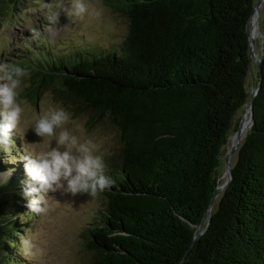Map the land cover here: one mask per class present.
<instances>
[{"label": "trees", "instance_id": "obj_1", "mask_svg": "<svg viewBox=\"0 0 264 264\" xmlns=\"http://www.w3.org/2000/svg\"><path fill=\"white\" fill-rule=\"evenodd\" d=\"M24 1L0 0V20ZM109 1L129 21L120 48L82 43L59 53L44 41L18 60L37 95L58 82L61 100L119 133L105 172L115 183L82 233L88 264H264V48L254 123L195 239L249 98L247 24L257 0ZM20 180L0 181V264H23L19 242L36 213L21 204Z\"/></svg>", "mask_w": 264, "mask_h": 264}, {"label": "rangeland", "instance_id": "obj_2", "mask_svg": "<svg viewBox=\"0 0 264 264\" xmlns=\"http://www.w3.org/2000/svg\"><path fill=\"white\" fill-rule=\"evenodd\" d=\"M84 2L92 14L79 18L67 14L71 11L72 0L24 1L15 16L0 20V63L19 64L18 60L22 56L30 57L26 49L32 45L37 49H46L48 45V48L59 53L65 52L71 46L79 47L82 43L88 46L102 44L106 48H120L129 26L127 16L113 8L109 0ZM251 33L255 35L254 51L261 58L264 48V1L260 7L257 25H251ZM44 41H48V44ZM49 52L52 55L53 52ZM70 52L71 48L68 53ZM41 55L46 56L45 53ZM59 56H55V60ZM258 71L254 57L247 78L249 98L235 119L239 125L244 116V124L248 121L247 109L253 90L258 84ZM33 82L30 74L25 78L27 86L20 89L19 99L25 107V118L20 128L23 136L14 133L15 145L11 156L17 158L16 163L10 162L8 153L0 154V181L10 180L16 175L18 180L21 179L22 187L26 188L28 177L24 168L25 162L20 159L24 155V145L30 146L36 152L47 151L52 146V138L42 140L30 129V123L41 111L46 112L53 107L64 108L70 114L71 121L66 127L75 130L76 125L81 126L76 133L81 141L88 138L97 144L98 154L104 158V171L107 172L110 159L115 158L120 149L117 129L107 118L96 120L97 116L93 113L76 112L72 102L68 105L61 100L62 95L55 92L62 87L60 83L54 82L51 88L40 90L37 95ZM237 130L231 131L229 141L232 137H237ZM244 138L245 136L242 141ZM232 147L228 142L223 153L219 172L221 184L227 180L225 155ZM237 157V152L231 156L232 165ZM45 199L43 211H34L36 213L33 219L27 218L26 222L31 229L20 239L19 260L23 264H88L94 254L84 247L82 233L96 220L98 211L104 204L103 194L98 192L92 197L86 193L73 194L58 187L56 191L46 194ZM21 204L29 209L25 195Z\"/></svg>", "mask_w": 264, "mask_h": 264}, {"label": "clouds", "instance_id": "obj_3", "mask_svg": "<svg viewBox=\"0 0 264 264\" xmlns=\"http://www.w3.org/2000/svg\"><path fill=\"white\" fill-rule=\"evenodd\" d=\"M68 16L83 18L91 15L84 0H72ZM29 70L19 64L0 63V154L8 153L11 163L17 158L11 156L15 145L14 133L20 132L24 122L25 107L19 99L20 89L26 87L25 78ZM71 121L64 108H50L33 117L30 129L46 140L52 138L47 151L36 152L24 145L20 158L28 177L24 190L28 207L32 211H43L46 194L64 188L77 194L86 193L95 197L98 192L110 190L114 179L105 173L104 158L98 154V146L91 139L81 138L75 130L66 127Z\"/></svg>", "mask_w": 264, "mask_h": 264}, {"label": "water", "instance_id": "obj_4", "mask_svg": "<svg viewBox=\"0 0 264 264\" xmlns=\"http://www.w3.org/2000/svg\"><path fill=\"white\" fill-rule=\"evenodd\" d=\"M263 1L264 0H257L256 4H255V7L253 9V13H252V16L247 24V30H248V33H249V36H250V33H251V22H252V19L255 15V13L257 12H260V7L261 5L263 4ZM259 21V19L257 20ZM254 46L255 44L250 40V57H251V61H252V58L255 57V60L257 62V66H258V69H259V72L261 73L262 72V65H261V58H259L255 51H254ZM260 85H261V81L257 84L256 88L253 90V93H252V96H251V101H250V106L248 107V112H249V120H248V123H247V131L250 130L251 126L253 125L254 123V104H255V98H256V95L259 91V88H260ZM244 119H245V116L242 118L241 122H240V125H239V129L237 130V137H236V142L235 144L233 145L232 149L229 150L226 155H225V159H226V167H227V180L220 184L218 187H217V190L212 198V201H211V204L199 226V233L196 235L195 239L199 238L206 230V227L209 226L210 224V220H211V212H212V209L214 207V204L216 202V200L219 198V196L222 194V192L227 189L229 187V185L231 184L232 182V179H233V165L231 164V156L233 154H235L237 152L238 154V150L242 144V131H243V127H244ZM246 136V135H245Z\"/></svg>", "mask_w": 264, "mask_h": 264}, {"label": "bare ground", "instance_id": "obj_5", "mask_svg": "<svg viewBox=\"0 0 264 264\" xmlns=\"http://www.w3.org/2000/svg\"><path fill=\"white\" fill-rule=\"evenodd\" d=\"M258 19H259V12L255 13V15H254V17L252 19L251 25H253V26L257 25V23H258L257 20ZM254 36H255L254 33H250V40L255 44ZM248 120H249V115H248ZM247 123H248V121L244 124L243 131H242V137H244L245 134L247 133V128H246ZM235 142H236V137L235 138L232 137L231 140L229 141L230 147H232L233 143H235Z\"/></svg>", "mask_w": 264, "mask_h": 264}]
</instances>
